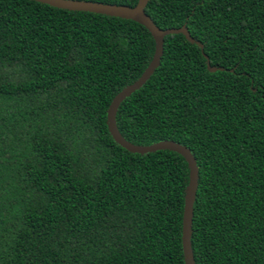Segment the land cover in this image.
<instances>
[{"label":"trees","instance_id":"1","mask_svg":"<svg viewBox=\"0 0 264 264\" xmlns=\"http://www.w3.org/2000/svg\"><path fill=\"white\" fill-rule=\"evenodd\" d=\"M145 12L203 47L166 35L117 128L190 149L195 264H264V0H149ZM154 49L131 19L0 0V264H185V158L130 152L107 126Z\"/></svg>","mask_w":264,"mask_h":264},{"label":"water","instance_id":"2","mask_svg":"<svg viewBox=\"0 0 264 264\" xmlns=\"http://www.w3.org/2000/svg\"><path fill=\"white\" fill-rule=\"evenodd\" d=\"M50 6L57 8L67 9V10H77V11H87L100 13L110 16H116L125 19L134 20L143 26H145L148 31L151 33L155 41V49L152 59L138 76L136 80L122 88L111 100L108 109H107V126L110 134L117 144L125 148L130 152L135 153H148L156 150H173L180 153L186 160L189 167V181L186 187L183 216H182V233H181V242L182 250L184 255L185 264H195L193 251L191 247V225H192V215H193V203L195 199V194L197 190V181H198V167L196 160L193 157L190 149L174 140H160L148 145H138L126 140L121 133L119 132L116 125V111L121 104V102L130 96L134 91L138 90L153 74L155 69L160 63L161 56L163 54V44L164 37L168 34H183L187 40L190 42H196L200 47L203 46L195 41L186 28L185 25H182L178 28H165L161 29L154 24L149 15L145 12L146 4L149 0H138L137 4L134 6L127 5H116V4H107L101 2L93 1H84V0H35ZM207 68L209 71H215L217 67L211 66L207 61Z\"/></svg>","mask_w":264,"mask_h":264}]
</instances>
